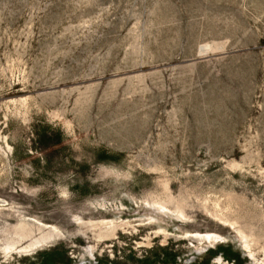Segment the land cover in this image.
<instances>
[{"label": "rangeland", "instance_id": "obj_1", "mask_svg": "<svg viewBox=\"0 0 264 264\" xmlns=\"http://www.w3.org/2000/svg\"><path fill=\"white\" fill-rule=\"evenodd\" d=\"M228 245L264 264V0H0V264Z\"/></svg>", "mask_w": 264, "mask_h": 264}, {"label": "trees", "instance_id": "obj_2", "mask_svg": "<svg viewBox=\"0 0 264 264\" xmlns=\"http://www.w3.org/2000/svg\"><path fill=\"white\" fill-rule=\"evenodd\" d=\"M222 253V255L227 260L237 261L239 258V254L234 253L232 251V247L228 246H218L216 249L208 250L207 254L203 256L202 260L199 262H195L193 264H208L209 260L218 254ZM178 253L169 250L168 247L161 248V253L156 255L155 257H151L147 255L143 259H138V264H158L159 261L161 264H176L178 262ZM160 259V260H159ZM72 258L69 254V249L63 246H55L50 249H46L39 253V257L32 261L30 264H71ZM102 259H99V263Z\"/></svg>", "mask_w": 264, "mask_h": 264}, {"label": "bare ground", "instance_id": "obj_3", "mask_svg": "<svg viewBox=\"0 0 264 264\" xmlns=\"http://www.w3.org/2000/svg\"><path fill=\"white\" fill-rule=\"evenodd\" d=\"M205 236H206V238H208V239H212V238H213V235H211V234H206Z\"/></svg>", "mask_w": 264, "mask_h": 264}, {"label": "water", "instance_id": "obj_4", "mask_svg": "<svg viewBox=\"0 0 264 264\" xmlns=\"http://www.w3.org/2000/svg\"><path fill=\"white\" fill-rule=\"evenodd\" d=\"M219 258H221V261H224V258L223 257H219ZM216 260L218 261V258Z\"/></svg>", "mask_w": 264, "mask_h": 264}]
</instances>
